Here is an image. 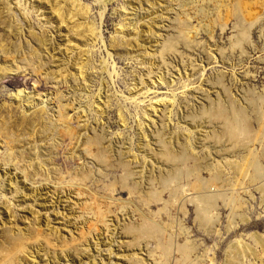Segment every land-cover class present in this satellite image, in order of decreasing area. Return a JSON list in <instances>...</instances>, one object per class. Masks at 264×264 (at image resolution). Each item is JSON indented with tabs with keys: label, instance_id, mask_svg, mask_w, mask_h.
Instances as JSON below:
<instances>
[{
	"label": "rangeland",
	"instance_id": "obj_1",
	"mask_svg": "<svg viewBox=\"0 0 264 264\" xmlns=\"http://www.w3.org/2000/svg\"><path fill=\"white\" fill-rule=\"evenodd\" d=\"M35 1L0 0V264H162L164 245L172 264L182 261L183 246L196 264H264L261 29L241 60L230 50L231 31L216 27L212 39L204 30L213 6L204 0H38L42 8L32 10ZM178 18L200 29L207 52L181 49L185 59L173 57L170 71L162 70L166 83L128 100L150 69L112 57L115 39L116 52H132L135 43L117 31L126 19L150 22L149 34L139 31L144 43L175 35ZM150 104L162 108V122L160 111L146 114ZM214 112L238 116L242 137L229 138ZM69 127L76 134L65 148ZM97 136L112 161L130 165L131 178L87 159ZM161 148L162 166L152 160ZM164 155L177 159L180 176L167 178L174 168ZM257 167L263 172L255 179ZM83 172L85 182L67 178ZM49 189L54 200L43 203ZM203 196L218 200L207 228L196 212Z\"/></svg>",
	"mask_w": 264,
	"mask_h": 264
},
{
	"label": "bare ground",
	"instance_id": "obj_2",
	"mask_svg": "<svg viewBox=\"0 0 264 264\" xmlns=\"http://www.w3.org/2000/svg\"><path fill=\"white\" fill-rule=\"evenodd\" d=\"M37 1L38 0H36L35 2ZM204 2L213 5L208 10L210 21H208V23L204 26V30L208 32V36L212 39L216 27L220 28L222 33L231 31L232 38H231L230 50L233 53L238 54V57H240L242 60L243 57L248 55L247 47L249 46V43L252 40V36L255 34L256 29H261V33L264 34V0H204ZM129 7H130L129 9L131 10L135 9V6L132 4H130ZM30 8L34 10L35 8L40 9L42 8V6H40V3L37 2V3H33L32 7L30 6ZM68 10L71 13L73 7H68ZM88 15H89L88 9H85L82 15L83 17H80L76 20L79 22L78 23L79 27L83 26L82 25L83 23H80V21L84 20L85 19L84 17ZM76 16L77 15H73V17ZM213 16H215V19H213ZM189 20L190 19L187 20H183L181 18L176 19V24L178 29L175 35L171 37L168 36L164 37V35H162V37L159 36L161 38L157 40L155 39L151 40V38H149L144 43H142L141 40L139 39L143 34V33H139V31H143V29L145 28L146 32L149 34V32L153 30L152 23L145 22L144 24L145 26L140 27L136 25L134 21L131 22V21H127L126 19L125 23L121 25L120 30L117 31L118 35H122L124 38H131V41H135V43L132 45V42L130 41V46L132 45L130 47L132 48V52L126 50L125 53L123 49L120 50L119 52H116L115 51L116 46L114 45V43L116 42L117 39H115L114 42L110 45L111 46L110 49L113 52L112 57L122 55L123 57H127V60L136 61L137 64L147 65L149 67L148 69H150L149 74L147 75V80L141 79V84L140 85L138 84V86H136V88L130 92L131 96L128 100H133L134 97H139L144 99L153 90V87H150V85L154 86L157 84L159 86L162 83H166L165 77L162 76V70L163 71L165 70L166 72L170 71V67H172L170 60H172L173 57H180L182 60L185 59L184 54L180 53L181 49H185L188 52L190 51L193 52L195 50L203 49L204 52H207L205 46H203V43L198 41V37L200 35V29H198V27H191L189 25ZM131 26H133V32L132 30H129L131 29ZM89 31L92 34L90 41H92L93 43L96 42L97 40L96 35L90 30V28ZM83 39L85 42L88 41L87 38H85V36H83ZM46 44H47V46L45 47L46 51L50 52L49 41H47ZM142 53H145V55L143 56L140 55ZM217 55L224 59L226 57V52L223 49H220L219 51H217ZM210 59H208L207 62H209ZM29 65L31 66V64ZM155 65H157V69H158L157 74L154 73L155 71L153 70L154 69L153 67H155ZM104 66L106 67L107 63H104ZM186 71L187 70H185V73ZM221 82L222 80L219 78L215 83H211V85L213 86L220 85ZM144 84H147L148 89H145ZM224 93L228 94L226 90H224ZM15 96H18V94H16ZM177 96L178 95L173 94L174 98H176ZM148 97L149 96H147L146 98ZM149 108L150 110L146 114H148L151 111V116H152L160 111L158 116L160 121L162 122V108L160 110L159 106H155L153 104H150ZM263 115L261 116L260 120L263 118ZM210 116L211 119L218 120L222 122V124H224V126L226 127V133L229 138L232 139L241 132V130H239L240 132L239 131L236 132L235 130L236 129L235 125L242 123L241 119L238 116H234L233 118L229 119L228 117H226V115L223 112H214L210 114ZM66 131H67L66 135L64 136L65 148L67 146L72 145L73 135L76 134L75 131L72 129V127H69V130ZM239 136L242 137V134L240 133ZM253 136L254 138L256 137L255 134ZM239 143L240 142L237 143L238 147L242 142L240 144ZM243 144L244 143H242V145ZM101 147H102V142L98 136L96 139L90 140L88 143L87 150L84 149L86 152L85 156L87 157V159L93 161L100 169L103 170L115 171L118 168L121 169L123 168L122 179L128 180L129 178H131L133 171L130 165L127 163H124L123 165V162L120 161L119 159L112 161L111 160V158L113 157L112 154H110V152H108L107 150ZM234 147L236 148V145ZM92 148H95L94 151H92L93 150ZM141 153L144 154L146 157L150 158L145 150L142 149ZM152 160L154 162L158 161V163H161L160 165L162 166V148L160 149L158 154L152 156ZM163 162L167 163L168 165L172 164V167L174 168L172 172L167 176V178H176L180 176L181 170L179 165L177 164V159L175 160L174 157L172 156L164 155ZM261 171L263 172V170L259 167L254 169L255 179L261 176ZM160 177L162 178V174ZM67 178H69L72 181L77 180L80 182H85L86 180H88L89 174L83 172L79 177L73 178L69 176ZM63 179L64 177H60L58 181L61 183ZM258 189L260 192H262V195L264 197V183L260 187H258ZM53 197H55V190H50V189L46 190L45 195L42 198L43 203H52L54 200ZM214 197L217 196L214 195ZM214 197L205 196L204 197L205 207L198 208V210L196 211L199 221L198 224L199 223L201 224V225L199 224L201 228L202 226L206 228L208 226H213L211 224L215 223L213 217H210L209 215L210 209H213L216 206L215 204H217L216 200L218 199V197L217 199ZM99 213L101 214L105 213V215H108L110 213V210L101 211L98 209L97 214ZM242 221H244L243 218L240 219V222ZM144 233L145 235H149L150 229H146ZM257 239H260L259 241H261V238L259 236L257 237ZM170 251H172L170 246L167 245L162 246V264H172L170 262V255H171ZM177 251L180 252L182 256V261L176 264H196L190 258V254L192 252L190 248H188V246L179 247ZM239 253L236 252L235 254L239 255ZM229 262H230L229 264L232 263L234 264V261L233 262L229 261Z\"/></svg>",
	"mask_w": 264,
	"mask_h": 264
}]
</instances>
